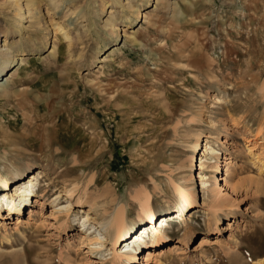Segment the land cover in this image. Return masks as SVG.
<instances>
[{"label": "rangeland", "instance_id": "374dc122", "mask_svg": "<svg viewBox=\"0 0 264 264\" xmlns=\"http://www.w3.org/2000/svg\"><path fill=\"white\" fill-rule=\"evenodd\" d=\"M53 1L31 4L29 21L25 0H0V173L46 176L17 228L0 208V264H111L110 237L93 250L98 232L73 220L77 199L113 195L139 236L137 197L151 196L158 225L182 176H194V217L164 224L154 259L124 251L122 264H264V0ZM206 142L215 215L199 176Z\"/></svg>", "mask_w": 264, "mask_h": 264}, {"label": "bare ground", "instance_id": "6f19581e", "mask_svg": "<svg viewBox=\"0 0 264 264\" xmlns=\"http://www.w3.org/2000/svg\"><path fill=\"white\" fill-rule=\"evenodd\" d=\"M27 11L24 13V17L26 19H30L33 17L31 15V4H37L38 0H25ZM52 1V4H56L57 1ZM163 0H156L157 3L162 2ZM115 2H119L118 0H115ZM17 5L20 6V8L23 10L24 8L22 7V0H17ZM104 5V4H103ZM105 6V5H104ZM103 6V7H104ZM133 8V4L130 1L126 2V9L130 10ZM36 12H39L40 14L42 11L40 8L35 9ZM129 15L133 16L134 13H129ZM135 16V15H134ZM128 18V17H127ZM148 20L147 16H144V22L146 23ZM132 22H130L131 25ZM61 28V27H60ZM59 28V29H60ZM59 29L56 30V32L59 31ZM123 31V30H122ZM119 32V27L114 26V34H118ZM67 38V37H66ZM7 47V39L5 41V46ZM15 62V57L11 58V60H4L3 61V66H2V71L5 70L6 68L10 67L13 65ZM21 70H23L26 67V60H21L20 63ZM6 83H10V79L6 81ZM3 87V84H0V88ZM215 102L220 104L223 102V99L219 97H215ZM225 102V101H224ZM190 148L193 150H197V147L199 146V140L196 141L195 143L190 142L189 143ZM252 150V149H251ZM194 157V155H192ZM210 156V157H209ZM192 157V160H193ZM216 158V149L212 148L209 144V142H206L204 146V152L201 155L200 158V179H201V185H202V190L207 194V198L209 196V193L211 190H209L210 186V178H207V174L205 173V170H207L209 167L215 168V166L208 165L207 162L208 160H212ZM228 164L226 171H225V176L226 178L224 179V183L226 185L224 186H229V176L231 175V168H232V163L230 159H228ZM187 168L191 169V166H186ZM185 168V166H181V169ZM15 180H9L5 178L1 173H0V208H2L4 211L8 212L7 218H13L17 217V222L16 228L20 225V218L21 215L25 214V211L33 205V198L35 200L34 205L38 203V197L37 195L39 194L38 190L41 185L40 180H42L45 176L43 172L38 173L37 176L35 175H25L22 172H17L15 173ZM181 182L174 184V193L176 195V202L178 203V207L174 209L173 211H167L165 212L162 216H159L158 218L160 219L159 224L156 222L158 225H153L155 222V210L152 206V198L149 194L144 193L142 197H137L136 201L139 204V210H138V225L141 229V232L139 229V236H134V233H131L133 230H131L133 227H136L135 224L131 225L128 224L127 222V213H126V207L124 205H119V203H116V199L113 197V195H109L110 201L105 200L101 201L99 196L97 195L93 196L90 201L84 200L83 198H79L76 201V207L80 208L79 210L81 212H84L85 215L81 218L78 219V216L75 215L72 217L71 215V210L68 209L67 207H60V205H55V213L56 215L60 216L63 215V217L68 218V220L72 219L75 221H80L83 219L82 225L84 228L87 230L85 232L87 233H97L96 237L94 239H89L90 236H87L86 239H89V243L91 242L90 246L93 250H101L102 247L104 246V239L108 236L110 237V241L112 242V247L110 250H108V256L107 260L111 261V264H122V259L125 258L127 255H125L123 252L131 251L134 252V255H131L134 258H137L138 253L143 252L144 250L142 249H147V259L145 261H149L151 259H154L153 256H156V251L153 250L154 248L158 247L161 245V243H165L166 239H168V236L165 234H161L162 231L161 229H165L167 225L166 224L168 221L170 222H180L187 224L188 218L194 217L195 213V208L197 204V193L195 188L192 186V182L194 181V176H191V178H187L185 176H182ZM28 178V179H26ZM28 180V181H27ZM36 187L38 188L36 190ZM55 189V188H54ZM59 191V190H57ZM75 188L69 191H61L59 194H57V198L55 201H57L59 198H63L65 195H67L72 201L74 199V194H75ZM222 189L220 188L218 190H212L211 192L213 193L214 196V207L211 208L212 213L215 215L219 211V207L221 206V199H220V194ZM65 192L64 196L62 197L61 195ZM109 193V192H108ZM211 194V193H210ZM103 196V195H102ZM101 197V196H100ZM104 197V196H103ZM102 198V197H101ZM76 199V198H75ZM103 199V198H102ZM213 202V201H212ZM113 205V208L110 209L108 205ZM213 204V203H212ZM185 205V206H184ZM107 206V208H106ZM184 209H181L182 207ZM189 208H187V207ZM88 207V212H85L83 208ZM82 208V209H81ZM185 209H188V212L185 213ZM84 210V211H83ZM96 213L97 218L91 217V214ZM1 214V213H0ZM105 217L103 222H98L97 220L99 217ZM72 217V218H71ZM80 217V216H79ZM157 218V219H158ZM176 218V219H174ZM173 219V220H172ZM172 220V221H171ZM97 222V224H96ZM88 224V226H87ZM96 224V225H95ZM179 224V223H177ZM148 227L152 229V233L154 235L160 234L157 238L153 237L150 238V235L147 234V229ZM147 228V229H146ZM171 228L170 226H167V229ZM6 229V228H5ZM191 229L190 226H188L185 236L186 238L188 237L189 230ZM131 230V231H130ZM84 231V230H83ZM93 231V232H92ZM130 233V235H129ZM90 234V235H92ZM102 236V237H100ZM148 238L152 239L151 241H147ZM83 239V238H82ZM150 243V244H149ZM138 244H142L143 246L140 248ZM133 245V246H132ZM139 248V250H138ZM27 249V248H26ZM141 249V251H140ZM140 251V252H138ZM145 254V253H144ZM23 255V254H22ZM130 256V257H131ZM162 264V263H161Z\"/></svg>", "mask_w": 264, "mask_h": 264}]
</instances>
